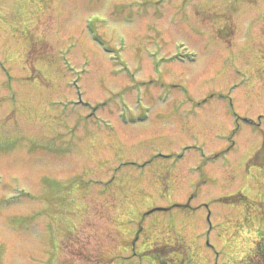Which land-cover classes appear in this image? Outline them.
<instances>
[{
	"label": "rangeland",
	"instance_id": "1",
	"mask_svg": "<svg viewBox=\"0 0 264 264\" xmlns=\"http://www.w3.org/2000/svg\"><path fill=\"white\" fill-rule=\"evenodd\" d=\"M263 143L264 0H0V264H256Z\"/></svg>",
	"mask_w": 264,
	"mask_h": 264
},
{
	"label": "trees",
	"instance_id": "2",
	"mask_svg": "<svg viewBox=\"0 0 264 264\" xmlns=\"http://www.w3.org/2000/svg\"><path fill=\"white\" fill-rule=\"evenodd\" d=\"M252 163L257 165H264V145H262L253 155ZM243 200L246 202L243 195H240ZM242 200V199H241ZM264 214V211H263ZM182 248L181 253H185L180 264H195L191 258L190 247L186 246L183 243H179ZM176 246L171 243H160L156 244L151 248L147 253L150 254L157 262V264H172L169 261L168 254L173 250V247ZM254 257L257 259L256 264H264V232L261 233L260 239L256 243L254 249Z\"/></svg>",
	"mask_w": 264,
	"mask_h": 264
},
{
	"label": "clouds",
	"instance_id": "3",
	"mask_svg": "<svg viewBox=\"0 0 264 264\" xmlns=\"http://www.w3.org/2000/svg\"><path fill=\"white\" fill-rule=\"evenodd\" d=\"M7 7V6H6Z\"/></svg>",
	"mask_w": 264,
	"mask_h": 264
}]
</instances>
